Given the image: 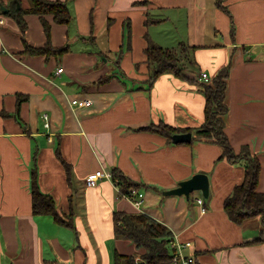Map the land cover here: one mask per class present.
I'll return each mask as SVG.
<instances>
[{"label":"crops","instance_id":"1","mask_svg":"<svg viewBox=\"0 0 264 264\" xmlns=\"http://www.w3.org/2000/svg\"><path fill=\"white\" fill-rule=\"evenodd\" d=\"M60 1L70 22L43 18L51 46L66 49L30 55L25 44L36 49L47 42L40 16L28 12L30 0H0V264H117V254L118 264L128 256L140 264L145 249L114 236V212L163 224L174 240L190 242L183 251L197 264H264V241L253 243L262 219L236 224L223 206L243 182L246 163L227 161L213 141L169 143L147 129L160 123L189 129L193 140L204 123L202 87L228 67L224 132L236 154L247 146L257 157L256 190L264 193V0ZM16 2L25 12L24 32L6 13L19 10ZM149 41L191 48L186 79L165 73L147 84ZM17 96L26 97L18 117ZM74 97L92 105L72 108ZM99 170L146 186L138 190L141 206L118 197L112 180L86 186L84 179ZM33 172L60 215L73 211L70 227L33 214ZM197 173L209 180L207 199L200 191L188 198L161 194Z\"/></svg>","mask_w":264,"mask_h":264},{"label":"trees","instance_id":"2","mask_svg":"<svg viewBox=\"0 0 264 264\" xmlns=\"http://www.w3.org/2000/svg\"><path fill=\"white\" fill-rule=\"evenodd\" d=\"M31 7L28 12L40 16L42 26L44 27L47 42L44 47L33 49L25 44L24 53L30 55L36 54H60L64 49H56L51 46L49 42L50 26L43 18L45 15H52L54 22L60 25L68 24L71 20L70 11L67 8L65 1L60 0H30ZM10 15L20 28L22 32L26 30V24L23 19V10H16L15 7L6 12ZM190 47L181 42L176 48H162L152 41L148 42L145 50L147 55V65L149 66V78L147 84L151 83L160 75L170 73L177 78L186 79L184 70L188 66L194 65L189 57ZM228 67H224L220 73L214 77L210 83L203 85L202 93L205 97L204 123L200 129L193 132V141L206 140L213 141L221 146L223 149L222 157L226 158L231 163L240 162L243 160L246 163L244 180L240 185H237L231 191L232 193L226 197L223 202L224 211L228 218L236 224H241L249 218L259 216L262 219L263 229L259 231V236L253 241H264V193L256 190L258 183V174L260 171V162L257 157L251 154L247 146H242L238 154L234 152L229 144L227 135H225V121L224 115L228 111L226 106V85L228 76ZM17 108L15 116L18 117L17 109L24 100L25 96H17ZM148 130L156 132L165 137L167 141L171 142V135L180 132H189V129L176 130L170 125L160 123L148 127ZM67 169V174L69 168ZM114 179L118 180L119 189L126 193L129 189L134 188L139 190L144 185H138L134 182L128 181L116 171H112ZM31 211L34 215H48L54 221L63 226L70 227V219L72 212L69 215L62 216L57 212L55 203L52 197L43 194L36 184L35 172L31 174ZM191 199V198H190ZM113 231L116 238L130 239L137 248H144L145 254L142 256L140 264H171L172 251L169 248L170 241L173 239L171 231H169L163 224L154 221L145 214H124L121 212L113 213ZM116 262L119 263L123 257L116 255ZM126 264H134L133 257L128 256L124 258Z\"/></svg>","mask_w":264,"mask_h":264},{"label":"built area","instance_id":"3","mask_svg":"<svg viewBox=\"0 0 264 264\" xmlns=\"http://www.w3.org/2000/svg\"><path fill=\"white\" fill-rule=\"evenodd\" d=\"M2 23L3 16H0V24ZM62 71L63 69L59 68L57 72L61 73ZM199 78L204 82H208L210 79L208 78L206 73H201ZM70 105L72 106V108L81 110L82 108L90 107L92 103L89 99L74 97L71 99ZM44 118L46 119L47 116L44 115ZM44 126L48 127V123L46 122ZM100 178H106L114 181L115 184H118V180L113 178L112 173L105 172L103 170H99L96 173L88 175L84 179V182L86 186L94 187L97 185V180ZM117 195L118 197H127L136 207H140L144 200L143 192L138 191L134 188L129 189L126 193H123L120 189H118ZM196 203L200 205L202 213L206 212V208L203 206L202 198L196 199ZM188 246H190V242H185L183 244L174 239L170 241L169 248L172 251L171 264H197L196 258L194 256L184 253L183 249ZM135 264H138V262H135Z\"/></svg>","mask_w":264,"mask_h":264},{"label":"water","instance_id":"4","mask_svg":"<svg viewBox=\"0 0 264 264\" xmlns=\"http://www.w3.org/2000/svg\"><path fill=\"white\" fill-rule=\"evenodd\" d=\"M17 9H19V3H17ZM6 11V10H5ZM172 143L179 144V143H189L192 141V136L190 132H181L175 133L171 135ZM209 180L207 176L203 173H197L193 175L188 180H184L183 182L178 183L177 187L171 188L166 191H162L161 194L164 196L169 195H177L189 197L193 192L200 191L205 199L208 198L209 193Z\"/></svg>","mask_w":264,"mask_h":264},{"label":"rangeland","instance_id":"5","mask_svg":"<svg viewBox=\"0 0 264 264\" xmlns=\"http://www.w3.org/2000/svg\"><path fill=\"white\" fill-rule=\"evenodd\" d=\"M124 24H125V25L123 26V38H124V35H126V34L128 33V24H129V23L125 21ZM125 38H126V37H125ZM125 38H124V40H127V38H126V39H125ZM125 44H126V42H125ZM124 49H125V48H124ZM122 51H123V50H122ZM119 54H120V53H119Z\"/></svg>","mask_w":264,"mask_h":264}]
</instances>
